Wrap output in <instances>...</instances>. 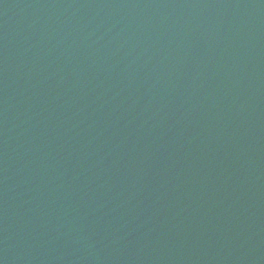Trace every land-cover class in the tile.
Returning <instances> with one entry per match:
<instances>
[{"label":"water","instance_id":"1","mask_svg":"<svg viewBox=\"0 0 264 264\" xmlns=\"http://www.w3.org/2000/svg\"><path fill=\"white\" fill-rule=\"evenodd\" d=\"M0 264H264V0H0Z\"/></svg>","mask_w":264,"mask_h":264}]
</instances>
